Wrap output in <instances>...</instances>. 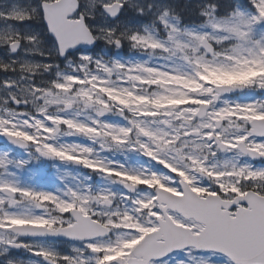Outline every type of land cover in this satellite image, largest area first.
<instances>
[{"label":"snow or ice","instance_id":"obj_1","mask_svg":"<svg viewBox=\"0 0 264 264\" xmlns=\"http://www.w3.org/2000/svg\"><path fill=\"white\" fill-rule=\"evenodd\" d=\"M0 264H264V0H0Z\"/></svg>","mask_w":264,"mask_h":264}]
</instances>
